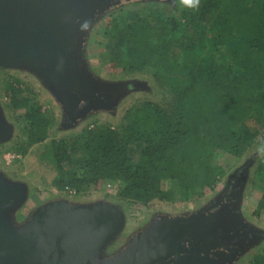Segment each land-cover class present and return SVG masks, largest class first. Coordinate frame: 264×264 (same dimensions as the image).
<instances>
[{
  "label": "trees",
  "instance_id": "obj_1",
  "mask_svg": "<svg viewBox=\"0 0 264 264\" xmlns=\"http://www.w3.org/2000/svg\"><path fill=\"white\" fill-rule=\"evenodd\" d=\"M102 35L108 67L150 76L162 98L137 101L115 125L94 121L50 139L39 159L54 171L51 185L77 193L110 185L139 208L214 191L264 126V0H200L198 10L178 4L146 14L125 8L111 13ZM2 87L6 107L24 109L11 148L24 156L55 122L20 80L9 77ZM249 186L264 221V158L256 157ZM248 264H264V247Z\"/></svg>",
  "mask_w": 264,
  "mask_h": 264
},
{
  "label": "rangeland",
  "instance_id": "obj_2",
  "mask_svg": "<svg viewBox=\"0 0 264 264\" xmlns=\"http://www.w3.org/2000/svg\"><path fill=\"white\" fill-rule=\"evenodd\" d=\"M178 4L179 0H120L104 12L95 14L84 24L75 58L82 80L94 89L97 99L87 106L94 110L80 117L76 124L71 117L77 111H63L58 95L53 93L57 92L55 86L33 64L0 62V120L6 131L0 138V183L17 192L13 204L0 211L3 226L8 233L25 234L33 214L44 205L58 201L77 209H84L89 205H113L123 214L120 230L110 240L99 244L87 256L86 264H99L108 260L132 242L135 235L144 232L152 222L161 217H172L173 220L171 223L158 222L156 229L160 225L175 224L179 227L192 220L197 222L198 216L203 214H215L220 221L228 220L225 227L209 219L203 227L194 229L189 246L196 251L197 258L185 262L173 261L170 264H248L249 256L264 247V221L254 214L256 196L249 186L250 173L258 157L254 155V150L257 143L264 140V126L257 143L232 168L228 176L218 183L214 191L187 202L153 200L147 206L139 208L134 202L118 198L116 187L106 184L96 188L88 187L80 193L71 189L59 191L51 185L54 171L50 164L39 159L44 145L52 138L69 137L94 121L115 125L120 122L124 111L137 101L161 100V89L150 76L129 75L108 67L103 55L106 49L102 47V28L110 20L111 13L122 12L125 8H139L146 14V9L151 7H160L168 12ZM9 77L20 80L30 102L40 105L44 114L55 122L48 139L31 146L24 156L11 150L22 133L24 109L11 111L6 107L8 96L2 85ZM67 110L69 111L68 108ZM84 112L80 111V114ZM230 213L233 215L230 216Z\"/></svg>",
  "mask_w": 264,
  "mask_h": 264
},
{
  "label": "water",
  "instance_id": "obj_3",
  "mask_svg": "<svg viewBox=\"0 0 264 264\" xmlns=\"http://www.w3.org/2000/svg\"><path fill=\"white\" fill-rule=\"evenodd\" d=\"M118 1L0 0V62L33 64L55 86L57 92L53 93L58 95L63 111H77L71 117L76 124L94 110L87 106L97 99L94 89L82 80L76 63L79 35L92 16ZM3 126L0 120V138L6 133ZM16 197L15 190L0 183V211L9 208ZM85 207L77 209L58 201L46 204L33 214L23 235L8 233L0 214V264H86L87 256L120 230L123 214L113 205ZM198 217L197 222L156 229L158 222L173 220L161 217L99 264H170L196 259V251L189 246L193 230L209 219L224 227L228 223L215 214Z\"/></svg>",
  "mask_w": 264,
  "mask_h": 264
},
{
  "label": "clouds",
  "instance_id": "obj_4",
  "mask_svg": "<svg viewBox=\"0 0 264 264\" xmlns=\"http://www.w3.org/2000/svg\"><path fill=\"white\" fill-rule=\"evenodd\" d=\"M179 3L189 9H199L200 0H179ZM254 155L264 158V140L257 143Z\"/></svg>",
  "mask_w": 264,
  "mask_h": 264
},
{
  "label": "flooded vegetation",
  "instance_id": "obj_5",
  "mask_svg": "<svg viewBox=\"0 0 264 264\" xmlns=\"http://www.w3.org/2000/svg\"><path fill=\"white\" fill-rule=\"evenodd\" d=\"M69 49V48H68ZM68 49H67V52H68ZM58 81H61L60 77L58 78ZM78 94V93H77ZM79 95V94H78Z\"/></svg>",
  "mask_w": 264,
  "mask_h": 264
}]
</instances>
